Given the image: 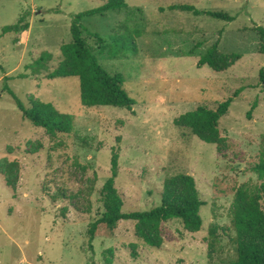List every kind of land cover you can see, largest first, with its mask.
<instances>
[{
  "label": "rangeland",
  "instance_id": "rangeland-1",
  "mask_svg": "<svg viewBox=\"0 0 264 264\" xmlns=\"http://www.w3.org/2000/svg\"><path fill=\"white\" fill-rule=\"evenodd\" d=\"M106 2L0 0V169L14 165L10 179L15 184L8 188L0 175V264H222L234 259V192L261 184L254 167L264 159V54L256 31L264 28V0H127L126 10L85 19L84 37L101 65L126 78L125 89L137 102L132 111L84 107L78 78H47L62 60L61 47L72 41L73 17ZM181 4L236 20L169 10ZM23 15L30 30L3 35ZM127 30L144 31L136 55L113 59L101 52L95 34L105 46ZM215 44L229 61L236 55L241 59L224 72L200 69V56ZM46 52L53 55L48 70L35 75L32 66ZM8 89L26 109L41 101L72 115L73 133L52 136L35 128ZM230 98L234 102L220 122L221 149L175 124L188 112L216 110ZM114 154H119L116 188L123 212L160 206L166 181L186 173L195 178L206 204L202 230L190 232L178 220L164 223V244L157 249L137 236L135 222L121 221L113 237L91 243L88 230L105 212L103 188ZM261 205L264 209V198Z\"/></svg>",
  "mask_w": 264,
  "mask_h": 264
},
{
  "label": "trees",
  "instance_id": "trees-1",
  "mask_svg": "<svg viewBox=\"0 0 264 264\" xmlns=\"http://www.w3.org/2000/svg\"><path fill=\"white\" fill-rule=\"evenodd\" d=\"M129 7L127 0H107L96 9L84 12L73 17L71 34L72 41L61 47L62 60L59 66L47 75L48 79L78 78L80 81L81 101L84 107H113L132 111L137 102L132 99L125 89L126 78L123 75L109 73L100 63L97 51L88 45L84 37V20L97 16H106L111 12H121ZM172 11H180L194 16H208L225 22H233L235 16L224 12L202 11L191 5H174L169 8ZM28 15H23L12 26L5 27L3 35L22 34L30 30L31 25L27 21ZM256 31L261 36V53L264 54V28L257 27ZM144 35V31H124L112 36L113 44L103 46L104 39L95 34L101 45V52L108 51L113 59L136 55L138 53V38ZM51 53H43L40 59L32 66L33 73L39 75L48 70V64L52 61ZM241 59L234 56L232 61L218 51L215 44L205 54L200 56L198 67L205 66L224 72L230 69ZM27 78V77H25ZM8 80V79H7ZM261 80L264 82V71L261 72ZM14 97L18 108L23 112V117L32 123L35 128L44 129L52 136L59 134L69 135L74 131V117L61 113L52 103L32 101L31 108L26 109L14 92L8 89ZM238 91L236 94H238ZM234 102L233 98L221 103L219 107L209 109L199 107L194 111L182 115L176 125L188 130L201 141L222 148L224 139L221 135L220 122L228 115ZM112 175L106 182L103 191V216L92 223L88 234L92 243L100 236L113 237L117 224L121 221L136 223L137 236L153 247L161 248L164 244L161 237L163 224L170 221H180L184 228L190 232H200L203 228L201 209L206 205L200 197L196 180L193 176L181 173L170 177L164 184L161 195V205L148 212L125 213L124 201L116 188V180L119 175V154L112 157ZM0 169V175L4 176L6 185L15 189V184L10 179L12 167ZM254 172L259 176L261 184L257 187L242 185L235 190V199L231 210L232 227L236 233L233 242L236 246V257L222 264H264V209L261 201L264 198V159L254 167ZM234 191V190H233ZM232 191V193H233ZM220 192H224L223 189ZM212 238L214 234H212ZM212 259V258H211ZM212 264V263H211Z\"/></svg>",
  "mask_w": 264,
  "mask_h": 264
}]
</instances>
